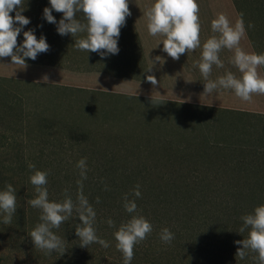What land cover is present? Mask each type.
<instances>
[{
  "label": "trees",
  "instance_id": "trees-1",
  "mask_svg": "<svg viewBox=\"0 0 264 264\" xmlns=\"http://www.w3.org/2000/svg\"><path fill=\"white\" fill-rule=\"evenodd\" d=\"M231 1L238 17H243L255 53L264 54V0ZM261 69L264 75V66ZM10 82L28 86L27 110L23 116L10 97L0 98L2 125L6 126L5 119H13L28 141H6L0 151L18 160H12L14 170L21 167L19 158L28 155L35 166L29 168L30 177L38 170L47 172L50 201L58 195L64 200L65 190L76 201L81 179L76 165L86 158L83 194L96 212V235L114 236L133 215L143 216L152 225L151 234L143 240L148 242L145 250L134 246L131 264H258V254L251 251L244 259L236 257L242 245L235 241L248 237L249 229L239 232L241 217L264 205V146L195 138L213 128L223 137L235 138L236 126L228 119L237 112L197 106L213 112V125L196 116L189 117L196 120L192 125L178 119L175 111L160 107L163 102L158 100ZM177 107L187 112L186 104ZM238 115L239 120L247 116ZM217 119L224 123L220 129ZM7 185L9 179L0 173V188ZM137 185L139 198L132 194ZM31 189L36 192L32 184ZM125 194L135 201V213L125 210ZM80 223L74 212L63 223V231L76 236ZM165 228L174 234L170 244L160 238Z\"/></svg>",
  "mask_w": 264,
  "mask_h": 264
},
{
  "label": "rangeland",
  "instance_id": "rangeland-1",
  "mask_svg": "<svg viewBox=\"0 0 264 264\" xmlns=\"http://www.w3.org/2000/svg\"><path fill=\"white\" fill-rule=\"evenodd\" d=\"M154 3L155 0H128L131 15L126 17L125 25L120 30L119 52L102 58L98 53L78 50L75 47V41L86 37V33H80L75 37L70 34L61 36L57 32L56 25L48 23L43 18V9L51 7L49 0H25V10L22 15L29 18L30 23L17 37L18 45L23 43V32L33 30L37 39L44 36L50 47L46 53L38 54L35 60L25 58V67L12 64L11 57L0 58V98L10 97L15 106L23 110L25 116L29 88L26 84L10 82L20 80L158 100L163 102L160 107L175 111L178 119L190 122L192 125H196V120L190 119L193 116L199 117L200 122L208 124L209 121L208 126L213 125L210 121L213 112L200 110L199 106L229 109L237 112L228 119L236 126L235 138L223 137V133L216 131L215 128L207 132L204 137L195 138L211 141L231 139V142L235 143L264 146V95L253 94L251 101L246 102L237 97L231 89L220 88L211 95L203 94L206 81L197 66L201 61L202 45L207 39L219 35L211 28L212 21L219 14H225L232 25L240 19L232 1L197 0L201 47L182 54L179 60H173L163 51L162 41L165 37L161 35L153 37L148 33L145 12ZM10 15L15 17V11ZM52 15L57 23L63 17L62 13L55 10L52 11ZM77 18L86 22L82 13L78 14ZM240 47L246 53L256 52L248 41L247 34L240 41ZM233 56L234 50L223 49L219 57L224 67L213 66L209 79L216 80L226 75V72H232L240 78L242 74L231 63ZM156 57H160V60H156ZM150 68L151 71H148ZM257 71L261 77H264L261 67ZM148 75L155 76L157 80L155 86L147 81ZM44 77H47V81ZM166 102L176 105H168ZM180 103L186 104L187 112L177 110ZM238 114H247V116L243 118L244 120H239ZM216 122L219 124L218 129L224 124L220 119ZM4 124L7 128L2 125L0 118V144L11 140L18 143L28 141L25 131L20 133L21 127L15 124L13 119H5ZM10 130L15 132L10 135ZM12 160L18 161L15 156L0 151V173L4 178L9 179V184L12 183L17 195V210L10 224L3 223L5 214L0 212V264H123V254L117 249L114 236H98L109 242L108 248H103L98 243L81 247L77 236H68L63 231V223L59 229H52L54 234L64 240L63 254L57 251L46 253L35 248L30 233L42 221L41 210L33 208L28 203L37 196L30 184L31 159L28 155L21 156L19 170L11 167ZM17 175L19 176L15 177ZM3 190L6 189L0 188V191ZM59 196L61 197V195L53 197L52 201L62 202ZM145 244L148 242L142 241L136 244L135 248L145 250Z\"/></svg>",
  "mask_w": 264,
  "mask_h": 264
},
{
  "label": "clouds",
  "instance_id": "clouds-1",
  "mask_svg": "<svg viewBox=\"0 0 264 264\" xmlns=\"http://www.w3.org/2000/svg\"><path fill=\"white\" fill-rule=\"evenodd\" d=\"M51 7L43 9V18L48 23L55 24L57 32L61 36H77L86 33V37L75 41L78 50L98 53L102 58L109 54H118V38L121 27L125 25L126 17L131 15L128 0H49ZM25 10V0H0V58L11 57L12 64L23 65L25 58L35 60L38 54L46 53L49 45L46 38L39 39L33 30L23 32L22 44L17 43V37L23 28L30 23V19L22 15ZM62 13L63 17L57 23L52 11ZM15 11V17L10 13ZM83 14L82 22L77 18ZM199 5L197 0H155V3L147 9V29L149 35L165 37L162 41L163 51L173 60H179L182 54L194 51L201 47ZM18 25V26H17ZM248 27H253L249 24ZM211 28L218 36H213L202 45L201 61L198 62L199 71L206 81L204 83L205 95H211L217 89L234 90L235 95L241 100L250 102L253 94L264 95V77H261L257 69L264 66V54L246 53L240 47V41L246 36L243 17L232 25L225 14H219L211 23ZM223 49L234 50L231 63L242 74L237 78L232 72L219 77L216 80L209 79L213 66L223 68L224 63L219 57ZM160 60V57H156ZM151 71V68L148 70ZM47 81V77H44ZM147 81L153 86L157 84L155 76L148 75ZM209 122V121H208ZM80 169L81 179L77 181L79 191L76 201L67 194L62 202L49 201L47 190L48 173L35 171L30 177V182L35 186L36 198L28 203L41 210L39 223L31 231L30 237L35 248L52 253L53 251L65 252L64 240L54 234L52 229H59L61 224L68 221L73 213H76L81 222L75 228L76 236L80 240L81 247H88L92 243H98L103 248L109 247V242L96 235L94 227L96 212L83 194V180L87 179L86 158L77 163ZM29 165V168H34ZM107 190V189H106ZM135 197H141L139 185L132 193ZM124 208L128 213H135L137 205L134 200L124 196ZM99 203V197H97ZM17 210L16 190L11 184L6 190L0 191V212H3V223L10 224L13 214ZM243 224L239 229L243 233L249 229L248 237L242 241H235L237 245L236 257L244 259L248 253H257L255 259L258 264H264V205L257 206L253 213L241 217ZM110 227L114 222L107 221ZM152 225L143 216L133 215L130 220L120 225L114 233L117 241L116 247L123 254V264H130L133 259L134 246L151 234ZM160 238L165 243H171L174 234L167 228L161 231Z\"/></svg>",
  "mask_w": 264,
  "mask_h": 264
}]
</instances>
